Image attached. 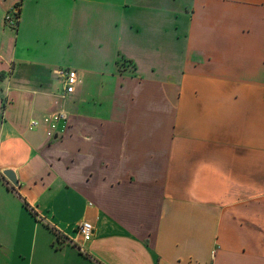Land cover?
<instances>
[{"label": "crops", "instance_id": "crops-1", "mask_svg": "<svg viewBox=\"0 0 264 264\" xmlns=\"http://www.w3.org/2000/svg\"><path fill=\"white\" fill-rule=\"evenodd\" d=\"M0 264H264V0H0Z\"/></svg>", "mask_w": 264, "mask_h": 264}, {"label": "built area", "instance_id": "built-area-1", "mask_svg": "<svg viewBox=\"0 0 264 264\" xmlns=\"http://www.w3.org/2000/svg\"><path fill=\"white\" fill-rule=\"evenodd\" d=\"M19 11L17 7H12L5 13V24L9 27H15L18 20ZM59 74L62 78L63 83V92L61 94L62 98H66L71 95L75 91V87L78 83L77 73L74 69H65L59 71ZM55 103H57L55 101ZM66 119V115L63 111L59 110L57 112H53L47 117H44V123L49 124L51 128L54 127L53 123L58 122L59 120ZM39 123L37 121L32 120L30 125L32 127L37 126ZM77 234L82 238L83 241H88L91 239L93 234V224L89 221H82L76 226ZM81 250V247H79Z\"/></svg>", "mask_w": 264, "mask_h": 264}, {"label": "water", "instance_id": "water-1", "mask_svg": "<svg viewBox=\"0 0 264 264\" xmlns=\"http://www.w3.org/2000/svg\"><path fill=\"white\" fill-rule=\"evenodd\" d=\"M2 174L8 180L9 183H11L14 186L18 185V181L16 179L15 173L12 170L10 169L4 170Z\"/></svg>", "mask_w": 264, "mask_h": 264}, {"label": "trees", "instance_id": "trees-1", "mask_svg": "<svg viewBox=\"0 0 264 264\" xmlns=\"http://www.w3.org/2000/svg\"><path fill=\"white\" fill-rule=\"evenodd\" d=\"M15 7H17V8H18V11H19V3H17V4L15 5Z\"/></svg>", "mask_w": 264, "mask_h": 264}]
</instances>
